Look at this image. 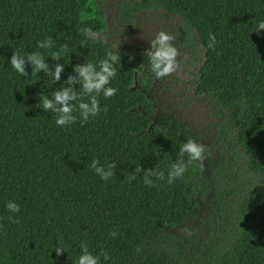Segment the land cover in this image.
Instances as JSON below:
<instances>
[{"label": "trees", "instance_id": "1", "mask_svg": "<svg viewBox=\"0 0 264 264\" xmlns=\"http://www.w3.org/2000/svg\"><path fill=\"white\" fill-rule=\"evenodd\" d=\"M115 1L0 0V264H77L81 242L100 264H264V31L256 32L264 0ZM135 20L168 23L174 46L189 53L184 104L203 106L200 120L157 99L161 79L116 25ZM85 28L99 39H86ZM48 37L53 48L36 47ZM61 45L68 52L53 61ZM111 50L121 60L109 84L117 94L99 97L108 111L57 126L39 96L51 99L75 65ZM14 52H39L50 70L63 64L60 80L32 75L27 61L21 76ZM189 138L207 149L202 166L180 156ZM94 159L115 162V175L101 180ZM181 159L186 171L174 184L126 179L138 165L167 177ZM9 201L19 213L6 210Z\"/></svg>", "mask_w": 264, "mask_h": 264}, {"label": "clouds", "instance_id": "2", "mask_svg": "<svg viewBox=\"0 0 264 264\" xmlns=\"http://www.w3.org/2000/svg\"><path fill=\"white\" fill-rule=\"evenodd\" d=\"M259 31H264V21L258 23L256 32ZM82 33L86 39H99L100 35L91 28L82 29ZM174 39L175 37L172 34L160 31L150 40V50L145 51V55L150 61L151 72L157 79L170 76L182 69V65L177 59L180 52L172 43ZM209 40L208 47L214 49L217 42L215 36L211 33L209 34ZM117 44L115 43L113 45V49L116 48ZM36 47L40 49H51L54 47V41L51 37H48L43 41H38ZM67 52V45H61L58 51H52L50 53V57L53 61H59ZM120 60V55L111 50L108 52L106 58L100 59L96 63L88 62L86 64L75 65L73 67L75 75H69L65 81L66 86L53 91L51 99L44 94L39 96V108L43 111L54 113L55 124L61 128L75 124L78 117L83 123L87 122L90 118L96 117L101 111L106 113L108 108L107 106H104L103 109L101 108L99 97L103 95L107 99L117 94L118 90L110 87L109 84L117 76V68L115 65ZM26 61L31 64L32 75H37L43 71L46 76L51 78L50 82L52 84L60 80L61 73L64 70V65L59 63L55 64L53 70H50L49 65L45 62V58L39 52H26L24 55L14 52L10 58L11 67L21 76L28 75L25 71ZM75 84L82 85L80 91L74 90L72 86ZM85 97H88L87 102L84 100ZM74 113H78V116ZM206 152L207 149L203 144L191 138L180 148L181 158L187 155L189 161L200 162L201 166ZM116 166L117 164L115 162L101 164L95 159L90 164V168L104 181H108L115 175ZM185 171L186 167L181 159L171 165L167 177H165L163 171L154 169L144 170L138 165L126 179L130 183L143 173V183L145 186L156 187L157 185L154 179L157 181H164L166 179L168 184H174L178 179L183 177ZM5 207L7 211L12 213H19L20 211L19 205L13 201L7 202ZM184 232L186 235L191 234L189 229H184ZM117 235L118 231L113 230L109 232L110 239H114ZM80 248L82 254L78 257L77 264H100V258L89 252L86 242H81ZM55 251L57 255L67 252L63 247H57ZM104 258H108L107 254H104Z\"/></svg>", "mask_w": 264, "mask_h": 264}, {"label": "rangeland", "instance_id": "3", "mask_svg": "<svg viewBox=\"0 0 264 264\" xmlns=\"http://www.w3.org/2000/svg\"><path fill=\"white\" fill-rule=\"evenodd\" d=\"M158 30L157 27L155 28H147L145 25H143L140 29L136 31V34H153V30ZM129 36V34H128ZM152 39V38H151ZM151 39H145L144 41L140 42L136 46L138 48L135 50V54L140 56H145L146 47L149 46ZM133 49V47H130ZM190 69H194L193 67H190ZM190 70V71H191ZM176 74H178L176 72ZM178 76V75H177ZM180 79L185 80L187 79L188 75L187 73H180L178 76ZM154 88L156 90V96L159 102H162L164 104H167L170 106V108H173L175 110H182L183 108L187 111L188 119L191 120L190 122H195L197 120H194L198 117H200L204 111L203 106L199 105L198 103L194 102L191 104L185 105L184 102L187 100L189 96H191V89L190 85L188 83L178 82L176 84L170 83L167 81L166 78H162L161 80H155L154 82ZM177 90L182 91L181 94L176 93Z\"/></svg>", "mask_w": 264, "mask_h": 264}, {"label": "flooded vegetation", "instance_id": "4", "mask_svg": "<svg viewBox=\"0 0 264 264\" xmlns=\"http://www.w3.org/2000/svg\"><path fill=\"white\" fill-rule=\"evenodd\" d=\"M117 1L118 0H116L115 1V8H116V5H117ZM126 1H129V0H126ZM115 12H113V17L115 18ZM151 17H154L153 15H151ZM116 25H117V27L118 28H121V29H123V30H121V31H124V32H128V34H129V37H128V39H129V42L130 43H132L131 42V40H130V38H131V36H144V38L143 39H141L137 44H139L140 42H142V41H144L145 39H153L154 38V36L158 33V32H160V31H164V32H166V33H169V34H172L173 35V32H172V30L170 29V27H169V25H168V23H166V25L165 26H163V25H159V26H157V24L155 23V25H153V27L152 28H155V27H157L158 28V30H153L154 32H153V34L151 35L150 33H148V34H141V35H138V34H136V31L138 30V29H140L143 25H145L147 28H150L151 26L148 24V23H146V22H143V21H141V22H138L137 20H135L134 21V23L132 24V25H130V24H124V23H116ZM163 27H165V28H163ZM132 44H134V43H132ZM137 44H134V45H137ZM178 50H179V52H180V55H179V57L177 58L178 60H179V62L181 63V65H182V69H180V70H178L177 71V73L178 74H176V72L175 73H173L172 75H170V76H168L169 78H171V79H174L176 82H170L168 79V81L170 82V83H173V84H176V83H178V82H183V81H185V80H182V79H180L178 76H179V74L180 73H182V72H184V73H187V75L189 74V71L191 70L190 69V67H193L194 68V65L193 64H191V58L189 57V53L186 51V49H183L182 47H178ZM191 71H194V69H192ZM178 75V76H177ZM184 83V82H183Z\"/></svg>", "mask_w": 264, "mask_h": 264}, {"label": "water", "instance_id": "5", "mask_svg": "<svg viewBox=\"0 0 264 264\" xmlns=\"http://www.w3.org/2000/svg\"><path fill=\"white\" fill-rule=\"evenodd\" d=\"M143 38H144V36H131L130 40L132 43L137 44Z\"/></svg>", "mask_w": 264, "mask_h": 264}]
</instances>
